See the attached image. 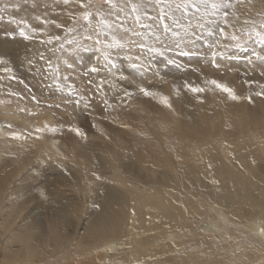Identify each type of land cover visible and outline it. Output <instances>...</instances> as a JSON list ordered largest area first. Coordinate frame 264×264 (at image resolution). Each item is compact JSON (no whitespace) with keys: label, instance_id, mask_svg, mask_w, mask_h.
<instances>
[{"label":"rangeland","instance_id":"374dc122","mask_svg":"<svg viewBox=\"0 0 264 264\" xmlns=\"http://www.w3.org/2000/svg\"><path fill=\"white\" fill-rule=\"evenodd\" d=\"M228 2L232 7L224 9L229 13L227 24L220 18L222 13L213 16L210 14L211 10L205 15L203 9L200 13L189 9L185 15L182 10L173 8L169 11L165 8L169 19L164 24L172 29L165 32L164 25L159 23L158 18L160 6L150 0H132V3L141 5L135 14L132 13L129 0H112L111 5L104 3V0H68V3L64 0H0V58L3 61L0 62V171H9L12 175L5 187L8 189L2 190L0 187V241L8 235L9 229L12 228L14 233V225L20 223V215L27 211L24 207L33 203L26 200L29 197L24 190L27 185L35 184L40 178L49 175L62 176L69 181L72 176H81L79 179L84 178V187L98 185L100 191L101 186L106 190V186L113 183L103 168L106 163V146L109 145L115 151L113 154L116 157L122 156L123 162L136 160V156L142 153L137 151L139 144H128L117 133L121 128L135 133L134 128L124 123L122 118L127 107L140 110L142 106L152 103V108L147 107L140 112L146 113L149 110L148 115L157 117L155 121L159 124L155 122L156 127L161 131L170 130L173 135L176 130L172 127L178 122L175 105L180 97L189 99L191 106L204 108L207 112L213 111L225 101L224 96L228 93L220 88L214 90L216 85L211 83L212 75L216 78L220 76L215 81L230 88L232 92L234 85L221 78L226 73H237V80H244L247 86L255 84L254 76L251 75L257 71L264 78V42H261L264 22L258 20L254 26L236 27L235 24L240 22L241 12L244 9L251 10L253 0ZM85 11L90 13L88 21L82 19ZM136 17H139V23ZM177 23L181 27H175ZM56 24L61 27H56ZM220 28H224V35L227 36L219 35ZM21 29L29 39L20 35ZM173 32L177 35L174 36ZM257 33H261V36H257ZM233 36L237 39L233 40ZM141 44L145 47L141 48ZM221 60L238 64L236 67H229ZM247 61L251 63L248 64ZM5 68L9 71H3ZM208 85L212 90L208 87L206 89L205 86ZM237 86L241 87L240 84ZM141 88L150 95L141 92ZM191 88H201L203 91L193 92ZM139 95L143 103L140 102L141 106L137 108ZM165 97L167 104L163 102ZM226 121L231 126V120L227 118ZM49 128H54L55 131H49ZM73 129H78L80 134ZM173 140L169 142L171 144L167 147L168 150L175 148L176 142ZM190 142L185 141V144ZM213 143L214 146L215 141ZM180 147L175 148L177 151L173 149L174 156L182 157L187 152L186 148L183 152L182 145ZM141 150L144 151L143 148ZM147 154L144 156L146 170L152 165L155 170L161 169L162 159ZM84 159L92 164L86 166L85 161L82 162ZM191 161H194V157ZM80 163L85 164L83 169L79 168ZM155 170L147 172L152 177L157 175ZM86 188L81 190L82 194L77 192V188H74L76 191L72 189L69 192L73 199L80 198L84 207L88 203ZM184 195L186 200L191 199L186 190ZM193 201L198 203L197 207L202 203L199 199ZM41 217L43 218L40 216L36 221L43 224ZM195 218L201 220V224L216 221L218 216L208 210L203 216ZM252 220L257 223L261 221L257 215ZM70 221L71 219L66 220L65 223ZM196 229L198 233H202V228ZM82 230L80 225L78 235ZM235 233L234 231L232 234ZM140 234L137 233L136 236ZM206 234L211 235L210 232ZM199 235V238L202 237L200 233ZM169 236V233H165L164 239H169ZM33 237L39 242L36 247L39 253L46 254L50 251V244L44 243L45 238L40 231L34 232ZM24 239L16 237L6 245L0 244V264H29V239ZM237 239V242L242 243L245 239L252 241L253 238L242 234ZM211 240L210 245L215 247L222 239L214 237ZM73 249L64 255L63 264H129L123 261L122 256L116 258L115 262L108 263L107 254L102 257L94 254V251L90 252L91 249H76L77 252ZM229 251L227 254H231L232 251ZM3 254H8L10 258L2 259ZM233 259L232 263L242 262L237 257ZM44 263L45 260L40 264ZM255 264L264 263L257 261Z\"/></svg>","mask_w":264,"mask_h":264},{"label":"bare ground","instance_id":"6f19581e","mask_svg":"<svg viewBox=\"0 0 264 264\" xmlns=\"http://www.w3.org/2000/svg\"><path fill=\"white\" fill-rule=\"evenodd\" d=\"M251 3V10L244 9L239 17L240 22L234 23L236 27L254 26L258 20L264 22V0H253ZM253 7L255 10H252ZM6 60L7 58L4 59ZM224 63L229 67L231 65L236 67L238 64L233 61ZM236 74L226 73L225 77L221 78L234 85L232 93L238 99H231L229 94H225V101L211 112L191 106L188 103L189 99L185 97L175 101L177 115L174 114L178 122L172 127L176 130V134L173 135L170 134V130L161 131L156 127L157 117L148 115L149 110H146V113L140 112L147 107L152 108V103L146 107L142 106L140 110L126 106L122 118L124 123L134 128L135 133L126 132L118 127L117 133L128 144L129 142L139 144L137 151L142 153L136 156V160L123 162L122 156L116 157L113 154L115 151L111 150L109 145L106 146V163L102 166L106 170L105 174L114 183L106 186V190L101 186L100 191L98 185L84 187L82 184L84 178L79 179L81 176H72L69 181L62 176L49 175L40 178L38 182H34L35 184L27 185L24 190L29 197H26V200L33 203L24 207L27 211L20 215V223L14 225L16 228L14 233L11 231L12 228L9 229L8 235L0 244L6 245L16 237L29 239L31 251L29 257L27 256L29 264L33 262L40 264L43 260L46 262L44 264H63L64 255L66 256L72 248L75 252L91 249L90 252L94 251V254L102 257L107 254L108 263L115 262L116 258L121 256L123 261L129 264H243V262L255 264L257 261L264 263V95H257L264 93V78L260 77L257 71L251 75L254 76L255 84L247 86L244 80H237ZM219 77L212 75L213 80ZM239 84L241 87L237 86ZM205 87L210 88L209 85ZM137 98L138 108L143 100L140 95ZM227 118L231 120V126H228ZM171 140L176 142L175 148L177 146L181 148L182 145L183 152L184 148L187 149L186 153L182 152V157L174 156L172 151L175 148L167 149ZM188 140L191 142L185 144ZM212 141H215L214 146ZM223 146L226 148L223 149ZM147 153L156 159H162L161 169L155 170L152 165V168L146 170L144 156L148 155ZM174 153L176 154L175 151ZM83 161L86 166L92 164L87 159ZM85 164L80 163L79 168ZM150 169L157 171V175L151 177L147 172ZM10 176L12 175L9 171L7 173L0 171L2 190L8 189L5 187ZM74 188H77L79 193L86 188L87 207L82 205L80 198L70 197L69 192L76 191ZM184 190L191 199L184 198ZM197 199L206 206L201 203L197 207L198 203L193 201ZM208 210L216 213L218 219L200 224L201 220L195 217L203 216ZM254 215L258 216L260 223L251 221ZM40 216H43L41 217L43 224L36 221ZM68 216L71 221L66 224L65 221L70 220L67 219ZM80 225L83 230L78 235ZM198 227L202 228V233L199 232L202 235L200 238L196 229ZM37 231L45 238L44 243L50 244V251L46 254L39 253L36 249L38 240L33 239V233ZM234 231L236 233L232 234ZM208 232L211 235L206 234ZM137 233L141 234L136 236ZM165 233L170 234L169 239H164ZM242 234L249 235L253 238L252 241L245 239L244 243L237 242V238ZM207 237L222 240L213 247L210 245L212 240ZM119 248L120 251H117ZM229 250L232 251L231 254H227ZM219 252L224 253L216 254ZM4 254L2 259L10 258L8 254L6 256ZM236 257L242 262L232 263V259Z\"/></svg>","mask_w":264,"mask_h":264},{"label":"snow or ice","instance_id":"6c2138e0","mask_svg":"<svg viewBox=\"0 0 264 264\" xmlns=\"http://www.w3.org/2000/svg\"><path fill=\"white\" fill-rule=\"evenodd\" d=\"M65 3H68V0H64ZM80 2V0H78ZM150 2L154 3L156 6H160V12L158 13L159 23L164 25V31L170 32L172 31L171 27L164 24V21L166 19H169L168 13L164 11L165 8H167L169 11H171L173 8L177 10H182L183 14L187 15L189 9L193 10L194 13H200L201 10H204L205 15L209 14V10H211L210 14L213 16H216L218 14L222 15L220 16L221 20L227 24L228 23V15L229 13L227 11H224V9H228L232 7V5L228 2V0H150ZM104 3L106 4H112V0H104ZM129 3L131 5L132 13L135 14L137 11H139L141 5L137 3H132V0H129ZM113 7L115 5H112ZM234 15V13H233ZM39 19V18H38ZM82 19L84 21H88L90 19V13L85 11L82 15ZM137 23H139V17H136ZM149 19H152V17H149ZM55 24V21L52 22ZM143 26V25H142ZM56 27H61V25L56 24ZM175 27H181L179 23L175 24ZM203 27V25H201ZM264 27V25H262ZM224 28L219 29V34L224 35ZM136 35H139V33H135ZM20 35L23 36L25 39H29L30 37L25 33L23 29L20 30ZM173 35H177V33L173 32ZM257 36H261V33H257ZM91 39V37H88ZM58 39V37H57ZM233 40L237 39V37L233 36ZM261 42H264V36H261ZM97 43H100L99 40H97ZM141 48L145 47L143 44L139 45ZM237 47H240V45H236ZM179 47V45H177ZM152 51H156V49H151ZM186 54V53H181ZM0 62L2 61V58H0ZM171 62V61H170ZM93 71H96L95 68L92 69ZM3 71H9V69L5 68ZM212 84H215L217 88H220L222 91L229 94L231 99H238L236 95L232 93V90L230 88H227L224 85L218 84L215 80L211 81ZM141 92H143L145 95H150L145 89L141 88ZM191 91L193 92H202L203 89L201 88H191ZM257 95H264V93H257ZM163 102L167 104V98H163ZM170 107V105H168ZM40 131V129H38ZM49 131H55L54 128H49ZM78 135L80 134L78 129H73ZM18 138V137H17ZM43 195V193H41Z\"/></svg>","mask_w":264,"mask_h":264}]
</instances>
